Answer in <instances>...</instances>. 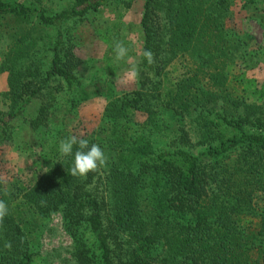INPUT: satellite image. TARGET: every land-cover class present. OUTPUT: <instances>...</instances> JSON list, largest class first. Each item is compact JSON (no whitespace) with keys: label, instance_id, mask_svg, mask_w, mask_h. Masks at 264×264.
<instances>
[{"label":"trees","instance_id":"16d2710c","mask_svg":"<svg viewBox=\"0 0 264 264\" xmlns=\"http://www.w3.org/2000/svg\"><path fill=\"white\" fill-rule=\"evenodd\" d=\"M132 2L0 0V147L25 124L48 129L52 149L8 185L0 176V264H30L31 237L53 215L72 264H264V81L242 74L264 51L231 17L238 5L264 27V0H142L139 75L111 93L80 78L79 40L89 13ZM94 96L96 125L76 131L77 106ZM71 135L107 165L72 176L73 156L58 151Z\"/></svg>","mask_w":264,"mask_h":264},{"label":"rangeland","instance_id":"374dc122","mask_svg":"<svg viewBox=\"0 0 264 264\" xmlns=\"http://www.w3.org/2000/svg\"><path fill=\"white\" fill-rule=\"evenodd\" d=\"M132 1L128 9L117 5L89 13L87 19L92 30L89 26H84L79 40L81 44L77 54L84 59L79 73L80 78L95 80L94 84L107 86L111 93L130 89L134 80L129 78L128 69L132 63L137 62L139 56L141 36L138 20L142 0ZM231 10V17L236 28L245 32L260 47V51H264V27H261L255 19L248 18V11L238 5ZM112 26H115V35L111 34ZM113 38H115L114 41H123L129 48L130 59L126 58L119 62L115 60V53L110 51L114 44ZM262 55L258 56L260 60L264 58ZM249 66L248 69L243 70V77L253 84L260 85L264 81V62L260 61L259 64ZM177 75V68L170 67L169 79L172 80ZM3 80L4 74L0 73V91L4 89ZM103 105V98L96 96L82 101L73 115V122H78L75 130L93 128L99 119ZM34 108L35 105L31 104L27 109L25 112L27 118L32 115ZM0 109L4 110V107L0 105ZM46 130L48 129L33 131L25 124L21 125L16 133L14 145L0 147V176L4 184L8 185L12 182V177L17 172H30L33 168L41 166L49 155L51 156L52 149L47 143L48 131ZM37 140L43 142L40 154L34 147ZM37 156H40L38 160ZM39 224L38 235L36 234L34 239L31 237L29 242L30 252H33L30 264H72L68 254L70 241L61 230L58 217L53 215L39 220Z\"/></svg>","mask_w":264,"mask_h":264},{"label":"clouds","instance_id":"9594fccd","mask_svg":"<svg viewBox=\"0 0 264 264\" xmlns=\"http://www.w3.org/2000/svg\"><path fill=\"white\" fill-rule=\"evenodd\" d=\"M113 51L116 61H123L129 58V48L123 41H114ZM143 58L152 64L154 61L153 53L150 50L142 51ZM129 78L135 79L139 75V66L132 63L128 69ZM75 147V152L73 151ZM58 151L63 156H73V164L70 169L72 176H86L89 172H95L99 168L105 167L108 162L104 150L98 144H91L84 138L71 135L61 139L58 146ZM7 195V192H5ZM8 215V205L4 200H0V224H3L5 217ZM4 247L11 250L12 244L10 241L5 242Z\"/></svg>","mask_w":264,"mask_h":264}]
</instances>
